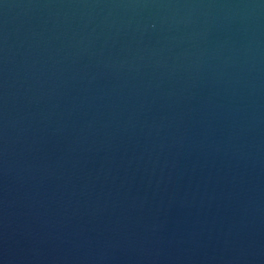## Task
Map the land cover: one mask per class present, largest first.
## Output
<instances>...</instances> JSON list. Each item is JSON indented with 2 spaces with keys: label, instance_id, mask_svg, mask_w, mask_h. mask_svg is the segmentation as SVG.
Returning <instances> with one entry per match:
<instances>
[{
  "label": "water",
  "instance_id": "1",
  "mask_svg": "<svg viewBox=\"0 0 264 264\" xmlns=\"http://www.w3.org/2000/svg\"><path fill=\"white\" fill-rule=\"evenodd\" d=\"M0 264H264V0H0Z\"/></svg>",
  "mask_w": 264,
  "mask_h": 264
}]
</instances>
